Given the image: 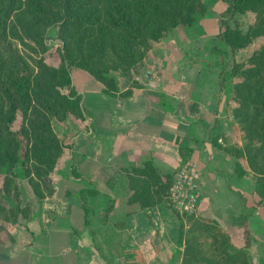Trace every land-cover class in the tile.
<instances>
[{"label":"crops","instance_id":"1","mask_svg":"<svg viewBox=\"0 0 264 264\" xmlns=\"http://www.w3.org/2000/svg\"><path fill=\"white\" fill-rule=\"evenodd\" d=\"M205 14L191 26L194 34L185 28L181 41L159 42L142 74L115 76L118 91L85 69L71 71L87 124L51 172L53 190L32 206L22 239L0 241V264H170L177 228L167 234L163 226L178 224L170 207L128 198L133 167L149 160L159 183L193 161L203 197L197 213L236 229L245 219L250 262L264 264V199L257 174L246 167L237 175L225 147L228 120L221 115L230 91L221 53L227 48L217 37V18ZM154 187L150 180L149 192Z\"/></svg>","mask_w":264,"mask_h":264},{"label":"rangeland","instance_id":"2","mask_svg":"<svg viewBox=\"0 0 264 264\" xmlns=\"http://www.w3.org/2000/svg\"><path fill=\"white\" fill-rule=\"evenodd\" d=\"M178 1L179 4L177 0H92L90 3L87 2L84 5L86 7L84 11H79L77 9L78 6L73 7L72 14H83V19L79 23L71 21L62 31L55 24L45 26L43 42L47 47V51L44 53V60L49 65L56 66L60 62L59 52H63L65 53L64 55L67 54L81 62L85 61L94 64L114 78L120 74H142L147 68H150L152 64L151 58L155 57L156 53L159 54L161 50L159 42L163 39L179 42L185 37L182 35L185 34L183 32L186 29L191 34H194L191 26L199 23V18L205 13L206 16H214L217 20H220L219 17L227 5V2L224 0H203L206 11L203 14L196 13L195 19L191 24L187 25L180 22L181 13H179L178 9L180 4L184 3V0ZM136 2L140 4L144 3V6L138 9ZM40 3L37 6H35L34 2H30V0H17L14 3L15 8L9 14V17L5 19L1 30L3 40L0 43V69L3 70V73L6 71L7 74H11L10 69L13 68L17 59L10 50L17 52L33 69L30 84L32 103L26 127L31 139L29 162V166L33 171V180L31 182L39 192H42L43 179H41V176L47 175L48 179H51V172H54L56 168H61V156L66 155L65 152H68V147H71L81 126L86 125L88 119L87 114L82 111L81 107L68 108L65 106L63 95L68 92L66 86L58 84L55 78L41 72L34 65L38 56L35 49L38 46L34 43V39L31 36H33L34 32L38 31L40 26L36 17L37 15H41L39 6H45V1L41 0ZM118 5L125 7L123 13L131 18V25L137 29V32H139L137 23L140 22L142 24V31L140 32L142 33L141 36L144 42H139V39L129 28H125L122 24L115 25L110 21L111 18L117 21L120 14ZM227 15V13L222 15L223 19L228 17ZM1 16H4V14ZM139 16H141V20H139ZM256 16L257 14L254 11L236 12L234 16L228 19V23L233 28L238 26L242 32H245L249 25L255 21ZM45 21L48 22L47 20ZM61 34L65 35L66 44L61 39ZM263 40L264 36H259L251 43L233 52L226 47L227 52L225 56L221 53L225 64H228L224 67L225 70L223 69L222 76L223 78H227L228 89L230 91L228 99H226V102H223V106L228 107L222 111L221 115L223 119L228 120L227 125L224 126L227 129L224 142L228 150H231V147H243L246 143L243 130L241 129L243 123L235 115L233 110L235 102L231 99L233 82L238 80L240 75L230 73V67L234 61H245L251 50L257 47ZM222 43L224 42L222 41ZM76 68L81 67L72 66L70 72ZM258 159V161H262L260 157ZM50 161H53L54 164L52 170L47 168ZM241 161L244 162L248 170L252 171L245 158H241ZM186 162L194 163L193 161ZM183 164L171 170L164 177L162 183L155 182L154 186L163 190L164 187L166 188L165 185H167V193L162 191V195L163 198L169 200L170 205L175 208L178 214L176 216L174 210L170 207L169 216L177 219L178 224L182 220L184 237L199 235V239L204 240L205 237L208 240V236L203 235L201 233L202 230L198 228L197 217H195L199 215L211 219V217L197 213L199 205L203 200L201 184L200 189H198V198L193 196L191 198L185 192L177 196V191H174L176 172L178 167L183 166ZM195 167L197 169L196 164ZM196 179L200 183L199 178ZM150 180L152 182L155 181V179L153 180V176L149 179V182ZM184 190L185 188H182V191ZM160 196L153 198L159 200ZM41 199L35 197L31 184L15 177L8 179L4 188L0 189L1 242L9 238L11 239V237L14 241L16 238L22 239V235L25 234L23 229L27 226V221L36 213L32 206L36 207L35 202ZM113 201L110 203V207ZM158 217L160 218V216ZM217 223L223 229L231 231L230 249L238 247L234 242L236 239H239L243 243L242 233L239 229H235L233 226L223 227L218 221ZM162 224H164L163 221H157V228L163 229L164 227L167 234H172V230L177 228L178 225L174 227L173 223L168 222L162 227ZM170 243L173 244L171 247L173 251L170 256L171 263H192V256L187 255L183 257V255L187 254V250L184 249V242L180 244L176 240ZM203 246L208 248V241L204 242Z\"/></svg>","mask_w":264,"mask_h":264},{"label":"trees","instance_id":"3","mask_svg":"<svg viewBox=\"0 0 264 264\" xmlns=\"http://www.w3.org/2000/svg\"><path fill=\"white\" fill-rule=\"evenodd\" d=\"M17 0H0V43L3 40L1 30L5 19L14 10V3ZM41 0H30L34 2L35 6L40 5ZM45 6H39L41 15H37L36 20L40 23L37 32H34L32 39L38 46L35 52L38 53L37 60L34 62L41 72L55 78L58 84L65 85L67 91L63 95V103L68 108L81 107V93L77 90L73 83L70 68L72 66H79L98 80L102 81L105 86L112 90L118 91L115 78L103 72L99 67L88 62H81L65 53H60V62L56 66H51L44 60V53L47 47L44 45L43 37L45 26L55 24L59 30H64V27L71 21L79 23L83 18V14H72V8L77 7L79 11H84V6L87 2L92 0H44ZM181 1V0H180ZM227 2L226 8L221 13L218 20L219 37L228 50L232 52L240 47L246 46L259 36H264V0H224ZM178 4L179 1L177 0ZM137 8L141 9L144 6L136 2ZM120 10L117 21L111 18L113 24H122L125 28H129L134 32L139 42H144L141 36L142 24L139 22L138 31L131 25V18L124 15L125 7L117 6ZM177 9V8H176ZM179 13L180 22L184 24H191L195 19L196 13L203 14L206 11V6L203 0H184L180 4ZM254 11L257 16L255 21L249 25L245 32L237 26L233 28L228 19L234 16L236 12ZM227 13L228 17L223 19L222 15ZM4 14V16H1ZM47 20L48 22H46ZM141 20V16H139ZM44 25V27H43ZM31 35V34H30ZM154 35V34H153ZM156 35V34H155ZM61 39L66 44L64 34L60 35ZM220 51H222L220 49ZM17 59L13 68L10 69L11 74L3 73L0 69V189L11 177L18 178L33 186L34 195L36 198H42L45 193L53 190L51 179L47 175H42L43 185L42 192H39L31 182L33 180V171L29 166L31 156V139L27 132V118L32 103L30 84L32 81L33 69L28 65L22 57L13 50H10ZM230 73L240 75L238 80H235L232 85L231 99L235 102L233 108L235 115L243 123L241 129L243 130L246 143L243 147H231L227 150L235 156L233 160L234 169L237 175L241 176L246 171V166L241 158H245L252 171L257 174V191L261 195V201L264 199V40L255 48H253L245 61H234L230 67ZM128 75V73L126 74ZM182 158L183 149L179 148ZM262 161H258V158ZM185 163V162H184ZM53 161H50L47 168L52 170ZM133 170L136 175L130 177L129 184L131 186V193L129 194V201H137L144 205L146 198L159 197V201L163 200L165 205L172 207L167 198H163L162 191L167 193L166 188L158 189L154 187L152 192H149V179L153 176V185L158 181V173L155 165L149 160L141 166H134ZM139 175H142L141 177ZM143 175H147L146 179ZM141 183V184H140ZM139 185V186H138ZM149 189V190H147ZM141 196H140V194ZM83 204L86 206L85 196L82 195ZM150 199L148 203H152ZM176 216H178L175 208L172 207ZM197 217V226L203 233L208 236V240L199 239V235L186 236L183 235L182 220L177 225V241L181 244L184 242V249L187 254L184 256H192L193 261L190 264H250L248 247L251 241V234L247 221L244 219L238 227L242 233V245L235 249H230L231 246V231L223 229L215 219H208L202 216ZM236 229V227H234ZM237 228V229H238ZM208 241V248H205L204 242ZM191 248V249H189ZM192 252V253H191ZM184 254V253H183ZM172 262V261H171ZM184 262H182L183 264ZM173 264V263H171Z\"/></svg>","mask_w":264,"mask_h":264},{"label":"built area","instance_id":"4","mask_svg":"<svg viewBox=\"0 0 264 264\" xmlns=\"http://www.w3.org/2000/svg\"><path fill=\"white\" fill-rule=\"evenodd\" d=\"M176 180L174 184V191H177V196L185 192L186 195L192 198H198L200 189V183L197 182V169L194 163L186 162L183 166H179L176 172ZM182 188H185L182 191Z\"/></svg>","mask_w":264,"mask_h":264}]
</instances>
